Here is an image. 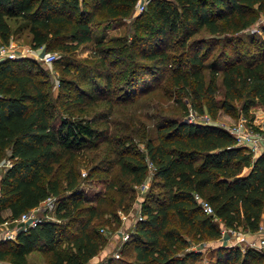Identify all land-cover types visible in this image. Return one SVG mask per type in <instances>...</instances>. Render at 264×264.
<instances>
[{"label": "trees", "instance_id": "trees-1", "mask_svg": "<svg viewBox=\"0 0 264 264\" xmlns=\"http://www.w3.org/2000/svg\"><path fill=\"white\" fill-rule=\"evenodd\" d=\"M137 1L0 0L1 43L9 42L13 19L15 28L28 27L32 48L66 55L52 62L60 69L56 96L42 61L24 56L0 61V160H12L0 175V222L56 197V219L19 232L15 241H0L1 261L28 264L27 255L40 249L43 264H88L107 247L109 237L100 224L107 221L103 207L112 195L93 204L79 189L76 158L108 126L103 117L82 114L88 107L102 99L133 102L144 87L153 93L171 80L196 113L213 120L220 110L236 117L238 102L244 112L257 100L264 108V24L263 38L252 40L259 45L257 55L234 62L223 54V65H208L204 54L216 47V37L228 41L227 35L253 25L264 13V0H149L134 14ZM129 16L130 35H94L95 29ZM88 43L96 48L93 64L90 58L86 63L70 59ZM72 108L79 117L71 118ZM59 110L69 116H59L56 124ZM175 112L145 138V151L125 145L134 144L135 135L118 141L117 176L106 186L117 194L116 206L133 198L132 187L146 177L148 162L161 191L137 197L143 218L133 225L119 256L103 254L97 264H201V249L190 246L204 241L214 246L207 264H264L258 249L241 250L220 240L223 226L255 234L264 224V151L252 157L221 125L182 120L184 105ZM244 167H250L245 174ZM195 194L211 204L213 213L203 211ZM107 211L117 219L116 210Z\"/></svg>", "mask_w": 264, "mask_h": 264}, {"label": "rangeland", "instance_id": "rangeland-1", "mask_svg": "<svg viewBox=\"0 0 264 264\" xmlns=\"http://www.w3.org/2000/svg\"><path fill=\"white\" fill-rule=\"evenodd\" d=\"M132 19L133 16H129L123 20V23L119 24L118 22H114L109 26H114V28H97L94 30V35H105L106 37H109L118 33L129 34L131 32L129 24ZM9 22L12 26H16L17 24L13 19H10ZM200 34H202V32L198 33V35ZM227 36L229 38V42L226 41L227 39H225L223 35L218 37L213 35L208 36L211 38L216 37L217 43L216 47L212 49L211 52H209L207 55L206 52L204 53L206 57L205 63H208L209 65L210 63L215 62L218 65H223V54L231 55L234 62L238 61V57H240L242 60H247L253 55H257L259 51V45L252 40L256 39V41L259 42V40L263 38V32L260 24L256 23L243 30H240L239 32L229 34ZM5 44L12 45V48H14L17 52L18 58L24 56L32 57L42 61L39 57L37 58L36 54H32L29 51V48L32 47L30 44V37H27L24 34H18L16 36L10 37L9 42ZM231 48H233V51H231ZM44 51L50 50L44 49ZM51 51H56L59 58H64L66 56L64 55V52L59 49H52ZM95 51L96 48L92 43L83 44L80 45L74 52L69 54V57L72 60L75 59L77 61H82L83 63L87 62L84 60V58H90L92 61L89 62V64L91 65L95 62L94 60H96V57H94ZM235 58L237 59L235 60ZM44 65L47 66V70L53 84L52 92L53 95L56 96L59 94L58 78L60 77V69L53 63H44ZM157 85H159V83ZM156 88H158V90H156ZM156 88L155 92L153 93H151V91L144 92L146 89H148L147 87H144L143 91L142 89L139 90L138 94L136 95V99L133 102H123L122 100L116 101L115 99V101H112L108 104L106 99H102L95 105L88 107L86 113H82L87 117H93V115H97V117L101 118L103 117V120H105L108 125H106L107 128L106 126L103 128L101 127L103 130L106 128L105 131L101 132L99 137L93 141L91 145L84 147L86 149L85 154L82 153V155H79L76 158L79 163V176L81 180L79 189L83 191L84 196L87 199L86 201L95 204L98 201L97 199L101 196L107 195L109 197L112 195L110 199H107L108 204L103 207L105 210L103 213V218L107 221H104L100 224V227L104 229L102 231L104 232V235L109 237L108 245L106 247L107 249H103L99 255L109 252L111 253L113 251L117 242L120 241L118 236L119 234L117 233H120L121 227L122 229H126V227H128L129 231L133 229L134 224L132 221L133 218H135L136 211L139 208L137 197L142 199V197H144L146 194H158L159 191H161L158 180L153 177V171L150 167L151 164L148 162V156L144 155V158L149 164V170L146 177L140 184L134 185L132 187L134 192L133 198L128 199L127 196L123 201L122 206H116L118 196L113 192L112 189H108L106 186L110 181H115L114 176H117V165L115 164V158L118 157L117 151L120 148L118 141L126 139L129 135H135L133 137L134 144H127L125 142V145H127L128 148H132L129 151H145V138L155 135V129L159 121L161 119L172 117L173 111L176 110L175 113H177V111L181 109L183 105L184 115L179 116L182 120L188 119L191 113H193V120L197 123L201 122L202 115L196 113L192 109L189 98L182 94V92L179 93L177 86H174L171 83V80H166L162 87L158 86ZM115 95V92L112 93V96L116 97ZM237 105L239 106V112L236 117H231L226 112L220 110L218 117H216L215 120L219 123L231 124L241 117V115L252 117L264 113V108L262 104L258 102V100L249 107L247 112L241 110L240 102H238ZM71 111L74 114V116L72 115L71 118L79 117L78 115H80V113H77V108H72ZM64 115L69 116V113L59 110L58 116L55 119L56 124L61 120L60 117H63ZM104 138L107 140H103ZM86 155H88L89 159H87ZM6 158H9V156H6L0 160V175L3 174L5 169L8 168L4 165ZM94 165H96V171L93 172L92 176H88L89 169ZM242 173H244V171ZM67 192L68 191H66V193ZM108 208L110 210H116L117 219H115L112 214H109L107 211ZM217 242L218 241L214 243ZM200 247L202 248L201 264H207V253L209 250H211V247H214L213 243L212 241L200 242ZM44 256L45 255L42 250H32L27 255L28 264H43L45 258ZM2 263L11 264L7 261H2Z\"/></svg>", "mask_w": 264, "mask_h": 264}, {"label": "built area", "instance_id": "built-area-1", "mask_svg": "<svg viewBox=\"0 0 264 264\" xmlns=\"http://www.w3.org/2000/svg\"><path fill=\"white\" fill-rule=\"evenodd\" d=\"M148 1L149 0H138L134 14L144 10ZM256 23L260 24V26L264 24V13L259 16L254 24ZM29 51L32 54H36L37 58L39 57L46 64L52 63L53 60L58 57L56 51H44V46H39L37 48L31 47ZM5 57L16 58L18 56L16 50L12 48V45L0 43V61ZM193 118L194 115L191 113L187 120L195 122ZM201 122L217 123L224 127L233 137L235 145L247 149L252 157L264 151V113L252 117L241 115V117L231 124L219 123L211 119L210 116L205 113L202 115ZM11 164L12 160L6 158L4 165L9 167ZM195 198L198 200L204 212L208 214L213 213V208L208 201L201 199L197 194H195ZM55 209L56 197L50 195L37 206L22 212L18 217L0 222V241H15L19 232L26 231L28 228L35 226L41 221L56 219ZM142 218L143 215L139 207L136 211L135 218H133V224ZM101 230L103 231L104 229L101 228ZM117 234H119L120 241L117 242L115 248L111 252V255L114 257L119 256V249L122 243L128 239L130 231L128 227H126V229H122L121 227L120 233ZM220 240L230 245L235 244L239 246L241 250H244L246 247L256 248L264 254V224L260 225V228L255 234L241 230L240 228L223 226L221 228ZM190 248L202 250L200 244H192ZM0 264H3L1 260ZM95 264H97V262Z\"/></svg>", "mask_w": 264, "mask_h": 264}, {"label": "crops", "instance_id": "crops-1", "mask_svg": "<svg viewBox=\"0 0 264 264\" xmlns=\"http://www.w3.org/2000/svg\"><path fill=\"white\" fill-rule=\"evenodd\" d=\"M13 28H14V30H13V32H12V35H11V37H13V36H16V35H18V34H24V35H26L27 37H30V33H29V31H28V27L27 26H22V27H20V28H15L16 26H12ZM117 27V26H116ZM107 29H110V28H114V26H112V27H106ZM112 30V29H111ZM250 169V167H244V169H243V171H244V174L245 173H247L248 172V170ZM242 171V172H243ZM2 214H4L3 216L4 217H7L9 214H10V209L9 208H5V209H3L2 210ZM262 224H263V221H262ZM107 254V253H106ZM105 255V254H104ZM103 256V255H102ZM102 256L101 255H94L91 259H90V261H89V263L88 264H95L97 261H99V260H101L102 259Z\"/></svg>", "mask_w": 264, "mask_h": 264}]
</instances>
